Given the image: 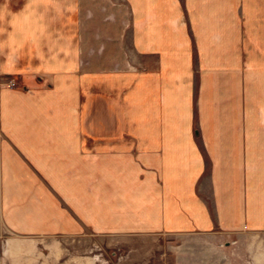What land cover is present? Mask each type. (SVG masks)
Listing matches in <instances>:
<instances>
[{"label": "crops", "instance_id": "crops-1", "mask_svg": "<svg viewBox=\"0 0 264 264\" xmlns=\"http://www.w3.org/2000/svg\"><path fill=\"white\" fill-rule=\"evenodd\" d=\"M202 234L264 235V0H0V264Z\"/></svg>", "mask_w": 264, "mask_h": 264}, {"label": "rangeland", "instance_id": "rangeland-1", "mask_svg": "<svg viewBox=\"0 0 264 264\" xmlns=\"http://www.w3.org/2000/svg\"><path fill=\"white\" fill-rule=\"evenodd\" d=\"M260 237L202 234L59 240L60 246L75 254L90 249L91 264H251L257 253L249 248L258 243L264 249V235ZM58 241L42 239V245L59 246Z\"/></svg>", "mask_w": 264, "mask_h": 264}, {"label": "built area", "instance_id": "built-area-1", "mask_svg": "<svg viewBox=\"0 0 264 264\" xmlns=\"http://www.w3.org/2000/svg\"><path fill=\"white\" fill-rule=\"evenodd\" d=\"M10 86H13V83L12 82H10V84H9Z\"/></svg>", "mask_w": 264, "mask_h": 264}]
</instances>
